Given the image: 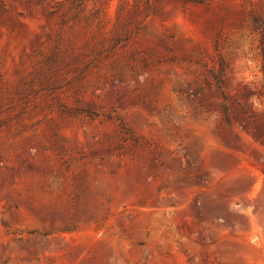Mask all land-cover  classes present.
Returning a JSON list of instances; mask_svg holds the SVG:
<instances>
[{
    "label": "rangeland",
    "instance_id": "obj_1",
    "mask_svg": "<svg viewBox=\"0 0 264 264\" xmlns=\"http://www.w3.org/2000/svg\"><path fill=\"white\" fill-rule=\"evenodd\" d=\"M262 22L264 0H0V264H264Z\"/></svg>",
    "mask_w": 264,
    "mask_h": 264
},
{
    "label": "trees",
    "instance_id": "obj_2",
    "mask_svg": "<svg viewBox=\"0 0 264 264\" xmlns=\"http://www.w3.org/2000/svg\"><path fill=\"white\" fill-rule=\"evenodd\" d=\"M252 21H253L254 25L257 26L259 19L257 17H252ZM262 23H264V22H262ZM260 49H261L260 54H261L262 60L264 62V36H262V35L260 38ZM226 66H227V64H226L225 60L220 56L219 57V68L217 71H211V76H212V79L214 80L217 88L219 89V91L221 93V97H222L221 107H222V111H223V118L228 125H231V113H232V111L230 110V107L227 104L226 93H225V91H223V87L225 85L223 77H224V69L226 68ZM262 71H264V63L262 64ZM238 111L245 112V108L240 105V108Z\"/></svg>",
    "mask_w": 264,
    "mask_h": 264
}]
</instances>
